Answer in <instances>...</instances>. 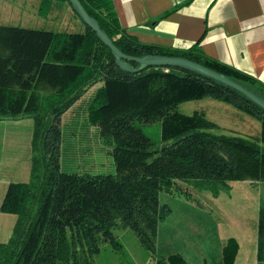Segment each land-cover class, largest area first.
Returning <instances> with one entry per match:
<instances>
[{
  "label": "trees",
  "instance_id": "16d2710c",
  "mask_svg": "<svg viewBox=\"0 0 264 264\" xmlns=\"http://www.w3.org/2000/svg\"><path fill=\"white\" fill-rule=\"evenodd\" d=\"M53 28L0 22V118H33L29 179L10 180L1 203L17 213L12 234L0 239V264H101L104 241L122 246L114 227H131L155 250L160 222L172 210L164 189L181 182L218 195L230 180H264V106L238 87L183 64L123 67L71 0H31ZM113 42L131 55L183 56L213 68L264 99V82L203 49L144 41L127 31L113 0H81ZM175 7L168 8L161 16ZM133 65L138 62L130 59ZM88 119L111 144L116 170L69 171L60 164L61 115L92 84ZM210 95L261 121L259 135L213 131L202 110L177 104ZM160 122L159 141L145 125ZM239 242L229 236L222 264H234ZM257 259L264 260V197L257 219ZM155 264H189L184 253L159 254Z\"/></svg>",
  "mask_w": 264,
  "mask_h": 264
},
{
  "label": "rangeland",
  "instance_id": "374dc122",
  "mask_svg": "<svg viewBox=\"0 0 264 264\" xmlns=\"http://www.w3.org/2000/svg\"><path fill=\"white\" fill-rule=\"evenodd\" d=\"M2 21L53 28L65 25L61 19L45 20L35 10L31 0H0ZM99 84L96 82L89 86L61 115L60 164L65 170L81 173L116 170L111 151L113 144L101 135L99 124L91 122L87 116L88 103ZM177 108L184 112L204 111L218 123L211 127L213 131L260 134V119L223 99L210 95L190 98L180 101ZM19 121L15 127L0 130V147L6 152L10 148L13 151L22 149V153L17 154L21 162L15 164V172L18 179H29L31 160L28 163L26 151L32 147L33 118L26 115ZM145 129L159 141V120L146 124ZM1 170L2 174H8V170ZM180 186L190 192L179 190V187L167 188L162 192V198L169 201L172 210L160 222L155 250L143 245L133 228L116 226L114 231L119 234L122 246L117 248L104 241L94 259L101 264H155L159 254L180 251L189 254L191 264H204L207 254L215 258L208 264H218L216 261L222 256L223 246L215 232L214 223H218L227 230L238 228L241 231L242 252L238 256V264H257V219L259 202L264 197V180H230L228 185L222 186L218 195L212 194L210 189L194 187L186 182H181ZM16 218L17 213L0 207V239H7L12 234ZM238 229L232 231L237 232ZM198 244L205 246L203 253L202 249H198ZM260 264H264V260Z\"/></svg>",
  "mask_w": 264,
  "mask_h": 264
},
{
  "label": "crops",
  "instance_id": "0c3cea01",
  "mask_svg": "<svg viewBox=\"0 0 264 264\" xmlns=\"http://www.w3.org/2000/svg\"><path fill=\"white\" fill-rule=\"evenodd\" d=\"M113 1L121 24L139 39L164 45L187 47L196 39L201 38V45L205 52L254 74L259 81L264 82V0ZM171 7L175 8L161 16L162 12ZM64 23L66 24L65 21ZM22 118L23 116L0 118V130L17 126ZM21 150L13 151V148H10L6 152L0 147V155L2 153L0 171H2L1 168L8 170V174L0 172V181H2L0 207L8 182L18 179L14 166L21 162V158L17 156L19 152L22 153ZM32 152L30 146L26 151L28 163H30ZM25 172L27 173V167ZM214 226L222 245L231 235L237 238L239 247L234 264H238V256L242 252L241 231L230 227V230H227L218 223H214ZM234 229L238 231H232ZM198 247L196 246L202 249V253L206 249L203 244H198ZM184 255L191 264L192 259L189 254ZM221 259L222 256L216 262L222 264ZM212 260L215 258L207 254L204 264Z\"/></svg>",
  "mask_w": 264,
  "mask_h": 264
},
{
  "label": "water",
  "instance_id": "95a60500",
  "mask_svg": "<svg viewBox=\"0 0 264 264\" xmlns=\"http://www.w3.org/2000/svg\"><path fill=\"white\" fill-rule=\"evenodd\" d=\"M71 1L74 7L76 8V10L78 11V13L80 14V16L86 21V23L91 25L97 31L98 35L102 38V40H104L108 45L111 46V48L113 49L116 55L117 60L123 67L128 69H139L149 64H183L186 66L196 68L209 75H213L218 79H221L229 84L238 87L239 89L244 91L247 95H249L251 98H253L255 101H257L258 103L264 106V99L261 98L256 93H254L253 91H251L250 89H248L247 87H245L244 85H242L240 82L193 59L183 56H176V55H162V56L131 55L124 52L113 42V40L108 35V33L100 26L96 17L89 14V12L86 10L81 0H71ZM130 59L136 60L138 64L133 65L130 62ZM127 60H129V62H127Z\"/></svg>",
  "mask_w": 264,
  "mask_h": 264
}]
</instances>
